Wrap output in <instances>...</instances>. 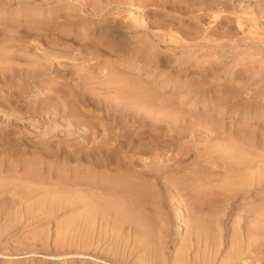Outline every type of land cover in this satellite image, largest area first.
<instances>
[{
  "label": "rangeland",
  "instance_id": "374dc122",
  "mask_svg": "<svg viewBox=\"0 0 264 264\" xmlns=\"http://www.w3.org/2000/svg\"><path fill=\"white\" fill-rule=\"evenodd\" d=\"M8 1L0 0V49H5L4 53L0 50V264H138L139 259L145 264H264V248L258 247L264 234L258 236V224L252 220L258 214L252 207L260 203L263 194L255 201L249 189L223 188L229 177L248 173L243 168L245 162L264 160V97L256 95L258 89H264V0H225V6L217 8L215 0H168L166 4L158 0L156 5L142 6L143 12L130 7L128 0ZM244 10L250 16L242 14ZM133 11L146 22L140 30L149 36L134 40L131 48L138 53L134 57L129 53L131 48L122 46V38L107 30L125 31ZM214 15L234 22L228 24L224 17V25L222 20H214ZM239 16L245 21L242 33L236 27ZM123 33L129 34L127 30ZM13 36L20 37L19 44L6 45L3 37ZM112 43L122 47L115 50ZM131 82L147 92L135 99L129 97L136 89ZM223 84L239 94L226 108L222 106L225 109L213 105L220 95L209 92L210 87ZM204 98L216 99L206 103ZM235 104L252 111L235 114L227 109ZM92 156L108 164L97 170H111L115 163H121L125 176L132 170L137 173L131 180L137 184L134 191L141 195L138 205L129 208V195L119 194L118 188H77L76 167ZM129 160L134 163L126 169ZM259 190L264 191V174ZM87 191L98 192L95 195L104 201L126 198L122 204L128 208L125 217L113 207L104 220L94 222L100 223L96 227H78V205L75 208L71 199ZM24 193L28 198L22 200Z\"/></svg>",
  "mask_w": 264,
  "mask_h": 264
},
{
  "label": "bare ground",
  "instance_id": "6f19581e",
  "mask_svg": "<svg viewBox=\"0 0 264 264\" xmlns=\"http://www.w3.org/2000/svg\"><path fill=\"white\" fill-rule=\"evenodd\" d=\"M11 1H16V2H18V3H22V2H25V1H28V0H11ZM10 0L8 1V3L9 2H11ZM45 2L46 0H42L41 2ZM157 1L158 0H128V2H129V4H130V7H133L134 9H137V10H140L141 9V7L142 6H144V8L146 7V6H148V5H156V3H157ZM161 3H163V4H166L167 3V1L168 0H159ZM189 2H191L190 0H188ZM199 1V0H198ZM212 2H214L213 0H211ZM228 1V0H227ZM260 1V0H259ZM263 1V0H262ZM122 2V1H121ZM159 2V3H160ZM181 2V1H180ZM202 2V1H201ZM225 0H215V2L214 3H216V8L218 7V6H225ZM264 2V1H263ZM193 4H194V1L192 2ZM199 3V2H198ZM204 3V2H203ZM202 3V4H203ZM260 3V2H259ZM48 4V3H47ZM56 4V3H55ZM201 4V3H200ZM207 4V3H206ZM88 5V4H87ZM138 5H139V7H138ZM189 5H190V3H189ZM214 5V4H213ZM213 5L211 4V6L209 7L210 8V10L212 9V7H213ZM263 5V4H262ZM261 5V6H262ZM138 8H137V7ZM158 6V5H157ZM176 6V5H175ZM174 6V7H175ZM194 6V5H193ZM192 6V7H193ZM197 6V5H196ZM183 7H184V5H183ZM183 7H181V9L183 8ZM190 7V6H189ZM198 7V6H197ZM207 8H208V6H206ZM205 7V8H206ZM184 8H186V7H184ZM204 8V9H205ZM206 8V9H207ZM220 8V7H219ZM218 8V9H219ZM238 8V7H237ZM52 9V8H51ZM190 9V8H189ZM198 9H199V7H198ZM228 9V8H227ZM232 9V8H231ZM263 10H264V8H262ZM57 10V9H56ZM147 10H149V9H147ZM146 10V11H147ZM177 10V9H176ZM185 10V9H184ZM188 10V9H187ZM196 10V9H195ZM214 10V9H213ZM239 10V9H238ZM45 11V10H44ZM140 11H142V10H140ZM150 11H151V9H150ZM149 11V12H150ZM180 11V10H179ZM207 11H208V9H207ZM206 11V12H207ZM31 12V11H30ZM34 12V11H33ZM49 12V11H48ZM57 12V11H56ZM62 12V11H61ZM67 12V11H66ZM72 12V11H71ZM139 12V11H138ZM143 12V11H142ZM193 12V11H192ZM234 12V11H233ZM239 12V11H238ZM9 13V12H8ZM40 13V12H39ZM51 13V12H50ZM113 13V12H112ZM116 13V12H115ZM202 14H203V12H201ZM242 14H244V15H249L248 14V12H247V10H244V11H242L241 12ZM250 13V12H249ZM34 14V13H33ZM46 14V13H45ZM137 13H135L134 11L133 12H130L129 13V16H128V18H129V20H130V23L129 24H127V27L126 26H124V27H126V29H125V31L127 30L128 32H129V34H127L128 35V37H127V35L125 34V33H123V32H125V31H122V29L121 30H119V29H107V30H109V33H111V35H115V37H117V36H120L119 37V39H121L122 38V40H121V44H122V46L124 47V48H126V50H129L130 48H131V46H132V43L134 42V40L135 41H138V40H140L141 38H149V36L145 33V32H142L140 29L142 28H145L144 27V24H146V22L143 20V18L142 19H140L139 17H138V15H136ZM138 14H140V12L138 13ZM143 14V13H142ZM200 14V13H199ZM214 14V13H213ZM201 15V14H200ZM227 15V14H226ZM239 15V14H238ZM256 15V14H255ZM49 17H50V15H48ZM82 16H84V15H82ZM142 16V15H141ZM197 16H199L198 15V13H197ZM205 16V15H204ZM231 16V15H230ZM250 16V15H249ZM252 16V15H251ZM47 17V16H46ZM55 17V16H54ZM146 17V16H145ZM148 17V16H147ZM203 17V16H202ZM225 17V16H224ZM224 17H222V16H219V15H214L213 16V18H214V20H217L218 21V19H220V20H222V18H224ZM253 17V16H252ZM36 18V17H35ZM159 18V17H158ZM201 18V17H200ZM208 18V17H207ZM234 18V17H233ZM236 18V17H235ZM247 18V17H246ZM45 19V18H44ZM50 19L52 20V18H49V21H50ZM154 19V18H153ZM199 19V18H198ZM203 19V18H202ZM225 19H227V22H228V24H229V22H231V21H233V20H229L227 17H225ZM249 19H251V20H253V22L255 21L254 20V18H249ZM124 20V22H125V19H123ZM128 20V21H129ZM151 20V19H150ZM211 20H212V18H211ZM214 20H212V21H214ZM246 20V19H245ZM59 21V20H58ZM127 21V20H126ZM127 21V22H128ZM167 21V20H166ZM200 21V20H199ZM226 21V20H225ZM236 27H237V29L238 30H241V33L243 32V30H242V28L244 27V24H243V22H245V21H243L242 22V20H241V18H240V16L239 17H237L236 18ZM57 22V21H56ZM55 22V23H56ZM87 23H88V21H86ZM180 22V21H179ZM185 22V21H184ZM219 22V21H218ZM222 22H223V24H224V21L222 20ZM221 21H220V23H222ZM234 22V21H233ZM252 22V23H253ZM49 23V22H48ZM58 23V22H57ZM61 23V22H60ZM110 23V22H109ZM190 23V22H189ZM192 23H194V22H192ZM255 23V22H254ZM253 23V24H254ZM51 24V23H50ZM66 24V23H65ZM153 24V23H152ZM231 24H232V22H231ZM249 24V23H248ZM61 28H62V26H64V24H58ZM90 25V24H89ZM173 25V24H172ZM194 25V24H193ZM225 25V24H224ZM251 25V24H250ZM39 26V25H38ZM52 26V25H51ZM55 26V25H54ZM53 26V27H54ZM120 26V25H119ZM177 26V25H176ZM183 26H184V24H183ZM214 26V25H213ZM218 26V25H217ZM220 26V25H219ZM229 26V25H228ZM231 26V25H230ZM246 26V25H245ZM254 26V25H253ZM252 26V27H253ZM11 27V26H10ZM10 27H8V29L10 28ZM31 27V26H30ZM59 27V28H60ZM80 27V26H79ZM180 27V26H179ZM210 27V26H209ZM208 27V28H209ZM233 27V26H232ZM256 27V26H255ZM6 28L7 27H5V30H6ZM27 28H28V26H27ZM64 28V27H63ZM151 28V27H150ZM220 28V27H219ZM222 28V27H221ZM225 28V27H224ZM12 29H14V28H12ZM12 29H11V31H12ZM18 29V28H17ZM35 29H36V27H35ZM44 29V28H43ZM47 29V28H46ZM77 29V28H76ZM80 29V28H79ZM176 29H177V27H176ZM218 29V28H217ZM227 29H229V28H227ZM226 29V30H227ZM255 29V28H254ZM26 30V29H25ZM39 30H41V28L39 29ZM48 30V29H47ZM54 30V29H53ZM106 30V31H107ZM168 30V29H167ZM190 30V29H189ZM213 30V29H212ZM235 30V29H234ZM253 30V29H252ZM15 31H16V29H15ZM21 31H22V29H21ZM55 31H57V30H55ZM62 31V30H61ZM224 31H225V29H224ZM251 31V30H250ZM250 31H247V32H250ZM8 32H10V31H8ZM33 32V31H32ZM58 32V31H57ZM60 32V31H59ZM234 32V31H233ZM236 32V31H235ZM246 32V33H247ZM253 32V31H252ZM257 32V31H256ZM255 32V33H256ZM12 33V32H11ZM10 33V34H11ZM21 33V32H20ZM99 33V32H98ZM218 33H220V31L218 32ZM239 33V32H238ZM245 33V32H244ZM251 33V32H250ZM3 34H4V32H3ZM37 34V33H36ZM91 34V33H90ZM104 34V33H103ZM163 34V33H162ZM171 34V33H170ZM173 34V33H172ZM171 34V35H172ZM192 34V33H191ZM217 34V33H216ZM221 34V33H220ZM253 34V33H252ZM46 35V34H45ZM58 35V34H57ZM98 35V34H97ZM101 35V34H100ZM165 35V34H164ZM174 35V34H173ZM193 35V34H192ZM191 35V36H192ZM195 35H198V34H195ZM247 35V34H246ZM246 35L245 36H243V37H245L246 38ZM255 34H253L252 36H254ZM263 35V34H262ZM16 36V35H15ZM103 36V35H102ZM108 36V35H107ZM170 36V35H169ZM231 36V35H230ZM239 36H241L240 34H239ZM249 37L251 36V35H248ZM25 37V36H24ZM58 38H60L59 36H57ZM84 37V36H83ZM99 37V36H98ZM109 37V36H108ZM114 37V36H113ZM197 37V36H196ZM218 37H219V35H218ZM235 37V36H234ZM255 37V36H254ZM19 39H20V37H18ZM167 38H169V37H167ZM173 38V37H172ZM211 38V37H210ZM237 38V37H236ZM240 38H242V37H240ZM244 38V39H245ZM248 38V37H247ZM251 38V37H250ZM258 38V37H257ZM264 38V37H263ZM3 39H4V43L5 42H7V43H9V44H11V45H14V44H17L16 42L19 40H17V38H15L14 36L13 37H11V38H9V37H3ZM8 39V40H7ZM85 39H87V38H85ZM101 39H103L102 37L100 38V40ZM113 39V38H112ZM192 39V38H191ZM239 39V38H238ZM249 39V38H248ZM251 39H253V37L251 38ZM1 40V39H0ZM6 40V41H5ZM106 40V39H105ZM115 40V39H114ZM169 40V39H168ZM213 40H214V38H213ZM236 40V39H235ZM241 40H243V39H241ZM84 41V40H83ZM82 41V42H83ZM104 41V40H103ZM111 41V40H110ZM110 41H108V44H109V42ZM208 41V40H207ZM240 41V40H239ZM251 41V40H250ZM254 41V40H253ZM252 41V42H253ZM261 41V40H260ZM1 42V41H0ZM99 42V41H98ZM105 42V41H104ZM118 42V41H117ZM170 42V41H169ZM205 42V41H204ZM245 42H247V41H245ZM255 42V41H254ZM257 42V41H256ZM262 42V41H261ZM7 43H5L6 45H7ZM23 43V42H22ZM21 43V44H22ZM25 43V42H24ZM85 43V42H84ZM111 43V42H110ZM113 43H114V41H113ZM112 43V46L114 45V44H116V43H114L113 44ZM222 43V42H221ZM221 43H219V44H221ZM227 43V42H226ZM8 44V45H9ZM18 44H19V42H18ZM17 44V45H18ZM26 44H27V42H26ZM186 44V43H185ZM184 44V45H185ZM194 44V43H193ZM192 44V45H193ZM196 44H197V42H196ZM218 44V43H217ZM223 44V43H222ZM6 45H4L5 46V48L7 47L8 48V46H6ZM11 45H10V47H11ZM99 45V44H98ZM107 45V43L105 44V46ZM134 45V44H133ZM183 45V46H184ZM228 45V44H227ZM2 46V45H1ZM3 46V47H4ZM16 46V45H15ZM83 46V45H82ZM85 46V45H84ZM116 45H114V47H115ZM117 46H119V44H117ZM122 46H120V47H122ZM191 46V45H190ZM219 46V45H218ZM217 46V47H218ZM2 47V48H3ZM22 47V46H21ZM26 47V46H25ZM28 47V46H27ZM91 47V46H90ZM120 47H118V48H120ZM185 47H187V46H185ZM224 47H225V45H224ZM12 48V47H11ZM51 48V47H50ZM116 48V47H115ZM118 48H116L115 50H119ZM223 48V47H222ZM30 49V48H29ZM54 49V48H53ZM89 49V48H88ZM98 49V48H97ZM132 49V48H131ZM130 49V51H129V53H133V57L134 56H136V54L138 55V53H137V49L136 50H134V49H132L131 50ZM1 50V49H0ZM3 50L5 51V49L3 48ZM3 50H1L2 52L1 53H4L3 52ZM7 50V49H6ZM18 50V49H17ZM109 50V49H108ZM122 50H124V49H122ZM7 51H9V50H7ZM6 51V52H7ZM125 51V50H124ZM134 51V52H133ZM240 51H241V49H240ZM46 52V51H45ZM99 52V51H98ZM236 52H238L237 50H236ZM258 52V51H257ZM0 53V54H1ZM17 53V52H16ZM213 53V52H212ZM52 54V53H51ZM97 54V53H96ZM135 54V55H134ZM139 54H141V56H139V58L141 59L142 57H144V55L142 54V53H140L139 52ZM12 55V54H11ZM47 55V54H46ZM101 55V54H100ZM99 55V56H100ZM104 55V54H103ZM111 55V54H110ZM197 55V54H196ZM2 56L3 57H5V56H9V54L7 53V54H5V56L2 54ZM112 56H113V54H112ZM159 56V55H158ZM1 57V56H0ZM2 57V58H3ZM29 57V56H28ZM36 57V56H35ZM51 57V56H50ZM102 57V56H101ZM131 57V56H130ZM14 58V57H13ZM37 58V57H36ZM44 58V57H43ZM93 58H95L94 56H93ZM125 58V57H124ZM203 58V57H202ZM9 59H10V57H9ZM8 59V60H9ZM25 59V58H24ZM59 59H60V57H59ZM128 59H130V58H128ZM138 59V58H137ZM139 59V60H140ZM143 59V58H142ZM225 59V58H224ZM13 60V59H12ZM26 60V59H25ZM57 60V59H56ZM95 60V59H94ZM130 60H132V59H130ZM138 60V61H139ZM165 60V59H164ZM170 60V59H169ZM192 60V59H191ZM201 60V59H200ZM211 60V59H210ZM209 60V61H210ZM227 60V59H226ZM0 61H2V59H0ZM5 61H6V59H5ZM33 61H34V59H33ZM40 61H42L43 62V60H40ZM47 61H48V59H47ZM53 61V60H52ZM168 61V60H167ZM196 61V60H195ZM203 61H205V59L203 60ZM253 61H255V60H253ZM15 62V61H14ZM38 62V61H37ZM45 62V61H44ZM103 62H104V60H103ZM147 62V61H146ZM171 62V61H170ZM169 62V63H170ZM193 62V61H192ZM233 62V61H232ZM47 63H49V62H47ZM58 63V62H57ZM135 63V62H134ZM201 63V62H200ZM212 63V62H211ZM210 63V64H211ZM214 63V62H213ZM223 63V62H222ZM250 63H251V61H250ZM35 64H37V63H35ZM43 64V63H42ZM52 64V63H51ZM196 64V63H195ZM199 64V63H198ZM209 64V63H208ZM207 64V65H208ZM218 64H220V63H218ZM248 64V63H247ZM246 64V65H247ZM255 64V63H254ZM85 65V64H84ZM110 65V64H109ZM170 65V64H169ZM172 65V64H171ZM190 65H191V63H190ZM197 65V64H196ZM201 65V64H200ZM206 65V64H205ZM220 65H222V64H220ZM232 65V64H231ZM257 65H259V64H257ZM256 65V66H257ZM59 66V65H58ZM80 66V65H79ZM103 66V65H102ZM193 66H194V64H193ZM203 66V65H202ZM224 66V65H223ZM245 66V65H244ZM248 66H249V64H248ZM248 66H246V67H248ZM254 66V65H253ZM255 66V67H256ZM60 67V66H59ZM165 67V66H164ZM228 67H230V65L228 66ZM232 67V66H231ZM240 67V66H239ZM250 67V66H249ZM259 67L261 68V66L259 65ZM43 68V67H42ZM75 68H77L78 69V67L76 66ZM81 68H83V67H81ZM104 68V67H103ZM108 68V70H109V67H107ZM117 68V67H116ZM157 68V67H156ZM203 68H204V66H203ZM226 68V67H225ZM260 68H258V69H260ZM121 69V68H120ZM198 69H199V67H198ZM227 69V68H226ZM225 69V70H226ZM229 69V68H228ZM231 69V68H230ZM262 69V68H261ZM260 69V70H261ZM25 70V69H24ZM76 70V69H75ZM105 70H106V68H105ZM133 70V69H132ZM185 70V69H184ZM193 70V69H192ZM223 70V69H222ZM239 70V69H238ZM237 70V71H238ZM240 70H242L243 71V69H240ZM244 70H245V68H244ZM259 70V71H260ZM29 71V70H28ZM30 71H32V70H30ZM77 71V70H76ZM79 71H80V68H79ZM155 71V70H154ZM180 71V70H179ZM182 71V70H181ZM242 71L241 72H238L239 74L240 73H242ZM263 71V70H262ZM262 71H261V73H262ZM16 72V71H15ZM19 72V71H18ZM32 72H34V71H32ZM106 72V71H105ZM109 72V71H108ZM119 72H120V70H119ZM128 72V71H127ZM186 72V71H185ZM195 72V71H194ZM216 72V71H215ZM228 72V71H227ZM248 72V71H247ZM256 72V71H255ZM27 73V72H26ZM37 73V72H36ZM121 73V72H120ZM178 73V72H177ZM181 73V72H180ZM221 73H222V71H221ZM237 73V74H238ZM243 73H244V71H243ZM246 73V72H245ZM105 74V73H104ZM115 74V73H114ZM128 74V73H127ZM132 74V73H131ZM200 74V73H199ZM10 75V74H9ZM12 75V74H11ZM13 75H14V73H13ZM28 75H30L29 73H28ZM40 75V74H39ZM106 75L108 76L109 74H107L106 73ZM116 75V74H115ZM114 75V76H115ZM190 75V74H189ZM262 75V74H261ZM31 77L33 76V74L32 75H30ZM117 76V75H116ZM234 76V75H233ZM243 76V75H242ZM82 77V76H81ZM110 77H112V74L110 73ZM135 77V76H134ZM149 77V76H148ZM187 77V76H186ZM199 77V76H198ZM240 77V76H239ZM238 77V78H239ZM257 77V76H256ZM262 77H264V76H262ZM32 78H34V77H32ZM136 78V77H135ZM139 78V77H138ZM176 78V77H175ZM247 78H249V77H247ZM79 79V78H78ZM83 79H85V78H83ZM87 79V78H86ZM148 79V78H147ZM253 79H255V78H253ZM34 80V79H33ZM102 80V79H101ZM121 80V79H120ZM128 80H130V79H128ZM127 80V81H128ZM194 80V79H193ZM233 80V79H232ZM260 80V79H259ZM126 81V80H125ZM124 81V83L126 84V82ZM133 81V80H132ZM143 81H144V79H143ZM187 81V80H186ZM207 81V80H206ZM264 81V80H263ZM77 82H78V80H77ZM88 82V81H87ZM101 82V81H100ZM117 82V81H116ZM154 82V81H153ZM190 82V81H189ZM106 83V82H105ZM104 83V84H105ZM108 83V82H107ZM111 83V82H110ZM123 83V84H124ZM136 83V82H135ZM185 83V82H184ZM203 83V82H202ZM241 83H243V82H241ZM20 84V83H19ZM26 84V83H25ZM24 84V85H25ZM128 84V83H127ZM130 84H132V85H130V86H133L134 85V83H130ZM149 84V83H148ZM200 84V83H199ZM207 84V83H206ZM209 84V83H208ZM23 85V86H24ZM27 85H29V84H27ZM117 85H119V84H117ZM173 85V84H172ZM192 85V84H191ZM227 85V84H226ZM226 85H221L220 87L219 86H213V87H210V90H209V92L211 93V95L213 94V93H218L219 95H220V97H219V99L218 100H215L216 102H215V104L213 103L214 101V99H216V98H211V99H209V100H206V98H204L203 99V101L204 102H208V103H213V105H215L216 107H219V108H223V107H225V106H227V103H228V101L230 100L231 101V99H234L233 97H235V99H236V96H238L239 94H238V91H236L235 90V88L233 89L232 87H226ZM108 86V85H107ZM122 86H124V85H122ZM153 86V85H152ZM241 86V85H240ZM250 86V85H249ZM263 86V85H262ZM40 87V86H39ZM102 87V86H101ZM104 87H106V86H104ZM112 87V86H111ZM115 87V86H114ZM118 87V86H117ZM116 88V87H115ZM134 88H136L135 89V91H132L133 92V96H132V94L130 95L129 93H128V90L127 89H125V90H127V92L126 93H128L129 95V97L131 96V97H133L134 99L135 98H138V94H140L141 96L142 95H144L147 91H145L144 90V92H143V88L142 87H139V85H138V87H136V85H134ZM184 88V87H183ZM245 88V87H244ZM256 88V87H255ZM60 89V88H59ZM84 89V88H83ZM119 89V88H118ZM129 89H132V88H129ZM160 90V89H159ZM130 91V90H129ZM182 91V90H181ZM250 91V90H249ZM249 91H247V92H249ZM14 92V91H13ZM33 92V91H32ZM206 92V91H205ZM67 93V92H66ZM253 93V92H252ZM95 94V93H94ZM100 94V93H99ZM123 94H125V93H123ZM153 94V93H152ZM165 94V93H164ZM8 95V94H7ZM183 95V94H182ZM208 95V94H207ZM253 95V94H252ZM256 95H258V96H261V97H264V89H262V87H261V89H258L257 91H256ZM11 96H13L12 94H11ZM118 96V95H117ZM123 96V95H122ZM135 96V97H134ZM210 96V95H209ZM243 96V95H242ZM22 97V96H21ZM119 97H120V95H119ZM213 97V96H212ZM139 98H141L140 96H139ZM201 99V98H200ZM2 100V99H1ZM32 101V100H31ZM244 101V100H243ZM89 102V101H88ZM153 102V101H152ZM232 102V101H231ZM11 103V102H10ZM97 103V102H96ZM191 103V102H190ZM245 103H247V102H245ZM245 103H243L244 105H245ZM249 103V102H248ZM247 103V104H248ZM173 104H175V102H173ZM172 104V105H173ZM41 105V104H40ZM165 105V104H164ZM168 105V104H167ZM170 105V104H169ZM224 105V106H223ZM228 105H231V104H228ZM249 105V104H248ZM223 106V107H222ZM145 107V106H144ZM231 107V106H230ZM262 107H264V104H262ZM34 108V107H33ZM123 108V107H122ZM121 108V109H122ZM226 108V107H225ZM225 108H223V109H225ZM39 109H40V107H39ZM144 109V108H143ZM213 109V108H212ZM227 109H229V110H232V112H235V114H241V113H243V114H245V113H247L248 111H250V107H246V108H244V109H239L238 107H237V105L235 104L232 108H227ZM78 110V109H77ZM141 110V109H140ZM202 111V110H201ZM252 111V110H251ZM250 111V112H251ZM264 112V111H263ZM170 113V112H169ZM105 114V113H104ZM123 114V113H122ZM205 114V113H204ZM242 114V115H243ZM111 115V114H110ZM127 116V115H126ZM212 116V115H211ZM208 117V116H207ZM120 118H121V116H120ZM132 118V117H131ZM264 118V117H263ZM119 119V118H118ZM128 119V118H127ZM135 120V119H134ZM245 120V119H244ZM120 122V121H119ZM137 123V122H136ZM193 123V122H192ZM202 123V122H201ZM233 123V122H232ZM124 124V123H123ZM208 124V123H207ZM210 124V123H209ZM264 124V123H263ZM114 125V124H113ZM145 125H147V124H145ZM165 125V124H164ZM119 126V125H118ZM154 126V125H153ZM181 126V125H180ZM202 126V125H201ZM242 126V125H241ZM204 127V126H203ZM213 127V126H212ZM212 127H210V128H212ZM122 128V127H121ZM157 128V127H156ZM200 128V127H199ZM206 128H208V127H206ZM180 129V128H179ZM183 129V128H182ZM209 129V128H208ZM263 129V128H262ZM96 130H97V128H96ZM98 130H99V128H98ZM120 130V129H119ZM211 130V129H210ZM213 130V129H212ZM249 130H251V129H249ZM180 131V130H179ZM202 131V130H201ZM207 131V130H206ZM116 132H117V130H116ZM129 132V131H128ZM211 132V131H210ZM216 132V131H215ZM115 133V132H114ZM140 133V132H139ZM217 133H218V131H217ZM245 133V132H244ZM132 134V133H131ZM130 134V135H131ZM151 135H152V133H150ZM158 134V133H157ZM213 134V133H212ZM215 134V133H214ZM222 134V133H221ZM234 134V133H233ZM148 135V134H147ZM169 135V134H168ZM128 136V135H127ZM192 136V135H191ZM211 136V135H210ZM215 136H217V135H215ZM218 136H219V134H218ZM125 137H126V135H125ZM141 137V136H140ZM145 137H147V136H145ZM194 137V136H193ZM223 137V136H222ZM149 138V137H148ZM177 138V137H176ZM191 138V137H190ZM223 138H225V137H223ZM140 139V138H139ZM157 139H159V138H157ZM242 139V137H240V140ZM9 140V139H8ZM7 140V141H8ZM114 140V139H113ZM239 140V139H238ZM244 140V139H243ZM5 141V140H4ZM125 141V140H124ZM147 141V140H146ZM92 142H93V140H92ZM126 142V141H125ZM243 142V141H242ZM241 142V143H242ZM264 142V141H263ZM83 143V142H82ZM91 143V142H90ZM136 143V142H135ZM186 143V142H185ZM216 143V142H215ZM5 144V143H4ZM124 144V143H123ZM122 144V145H123ZM126 144V143H125ZM146 144V143H145ZM204 144V143H203ZM232 144V143H231ZM113 145V144H112ZM135 145V144H134ZM241 145H243V144H241ZM136 146V145H135ZM135 146H134V148H135ZM170 146V145H169ZM238 147H240V145L238 146ZM94 148H96V146H94ZM101 148V147H100ZM99 147H97V149H100ZM243 148V147H242ZM247 147L245 146V149H246ZM249 148V147H248ZM77 149H78V147H77ZM180 149V148H179ZM208 149H210L209 147H208ZM96 150V149H95ZM181 150V149H180ZM186 150V149H185ZM221 150V149H220ZM244 150V149H243ZM247 150V149H246ZM84 151V150H83ZM94 151V150H93ZM100 151H101V149H100ZM116 151V150H115ZM145 151V150H144ZM160 151V150H159ZM219 151V150H218ZM252 151V150H251ZM102 152V151H101ZM203 152V151H202ZM33 153V152H32ZM83 153V152H82ZM92 153H94V152H92ZM109 153V152H108ZM111 153V152H110ZM112 153H113V151H112ZM115 153V152H114ZM142 153V152H141ZM177 153V152H176ZM219 153V152H218ZM253 153V152H252ZM256 153V152H255ZM10 154V153H9ZM85 154V153H84ZM87 154V153H86ZM102 154V153H101ZM107 154V153H106ZM105 154V155H106ZM162 154V153H161ZM240 154V153H239ZM20 155V154H19ZM80 155L82 156V154L80 153ZM87 155H89V154H87ZM86 155V156H87ZM92 155V154H91ZM97 155V154H96ZM109 155V154H108ZM111 155V154H110ZM154 155H156V154H154ZM160 155V154H159ZM164 155V154H163ZM177 155H178V153H177ZM211 155V154H210ZM79 156V155H78ZM85 156V157H86ZM99 156V155H98ZM84 157V156H83ZM91 157V156H90ZM132 157V156H131ZM218 157V156H217ZM223 157V156H222ZM230 157V156H229ZM243 157V156H242ZM245 157V156H244ZM247 157V156H246ZM254 157V156H253ZM256 157V156H255ZM17 158V157H16ZM101 158H103L102 156H101ZM100 157L98 158V159H101ZM136 158V157H135ZM175 158H177L176 156H175ZM216 158V157H215ZM241 158V157H240ZM80 159H82V157H80ZM84 159V158H83ZM119 159V158H118ZM172 159V158H171ZM170 159V160H171ZM228 159V158H227ZM250 159V158H249ZM255 159V158H254ZM251 160V161H249V162H245L244 164H243V168L244 169H246V170H248V173L247 174H244V176H241V177H238V178H233L232 176H231V178L229 179H226V181H224V184H223V188L224 189H226V190H228V189H233V188H241V189H243V188H245V189H249V191H250V193H251V195H252V197L255 199V201H256V197L258 196L259 197V195L260 194H263L262 196V198H261V196H260V198L262 199H260V203L256 206V207H252V208H255V209H253V210H255V213H258V214H256L255 215V217H253L252 218V220H253V222L254 223H256V224H258V227L255 229V231L257 232V234H258V236H259V234H264V191H260L259 190V186H261V182H262V177H263V174H264V160H262V161H259V162H256L255 160ZM75 160V159H74ZM134 160V159H133ZM173 160V159H172ZM247 160V159H246ZM63 161H65V160H63ZM78 161H79V159H78ZM122 161H123V159H122ZM147 161V160H146ZM68 162V161H67ZM82 162V161H81ZM81 162L79 161V165L76 167V173H75V182L74 183H76V185H77V188H79L80 187V189H81V186H89L90 188H88V190L89 189H91V187H93V188H95L96 189V187H100V186H98V185H101V187H103V186H106V188H109L110 187V191H112V189H113V191H114V189L116 190V188H118L119 189V194H121V193H124L125 195L127 194V195H129V199H130V201L128 200V203H129V208H131L132 207V205H135V204H137V200H138V198H139V196H141L140 195V192H136V191H134V190H137L136 188L134 189V184L135 185H137L136 183H133L132 182V177H133V175L134 174H137L136 172L135 173H133V170H132V173L131 174H129V175H127V176H125V174L124 173H126V172H123V169H121L120 168V164L121 163H115V166H113L114 168L113 169H108V170H110V171H104V170H102V171H100V170H97V169H99V168H107L108 167V164L107 165H105V163H103L102 162V160H99V162H97L96 160H94L93 159V156H92V159L90 158V159H88V157H87V159H86V161L84 162V163H82L81 164ZM119 162V161H118ZM145 162V161H144ZM148 162V161H147ZM164 162V161H163ZM9 163V162H8ZM52 163V162H51ZM108 163V162H107ZM134 163V161H132V160H129V162H128V164L127 165H125L124 166V168H126L127 166H131L132 164ZM154 163H155V161H154ZM159 163V162H158ZM167 163V162H166ZM156 164V163H155ZM160 164V163H159ZM178 165H179V163H177ZM122 165V164H121ZM252 165V166H251ZM8 166V165H7ZM171 166V165H170ZM173 166V165H172ZM232 166V165H231ZM245 166V167H244ZM174 167V166H173ZM112 168V167H111ZM172 168V167H171ZM257 169V171L255 170V172L252 170V169ZM26 169V168H25ZM127 169V168H126ZM130 170H131V168H129ZM138 169V168H137ZM161 169V168H160ZM165 169V168H164ZM36 170V169H35ZM130 170H128V172H131ZM157 170V169H156ZM238 170V169H237ZM249 170L250 171H253V172H249ZM149 171V170H148ZM152 171V170H151ZM154 171V170H153ZM159 171V170H158ZM211 171V170H210ZM221 171H222V169H221ZM224 171V170H223ZM203 172V171H202ZM247 172V171H246ZM13 172H10V174H12ZM221 173V172H220ZM242 173V172H241ZM24 174V173H23ZM27 174V173H26ZM239 174V173H238ZM20 175H22V174H20ZM20 175H19V177H20ZM27 175H29V174H27ZM7 176V175H6ZM10 176V175H9ZM13 176V175H12ZM25 176V175H24ZM222 176V175H221ZM262 176V177H261ZM23 177V176H22ZM28 177V176H27ZM48 177V176H47ZM220 177V176H219ZM228 177V176H227ZM17 178V177H16ZM28 178H30V177H28ZM32 178V177H31ZM163 178V177H162ZM166 178V177H165ZM8 179V178H7ZM37 179V178H36ZM3 180V179H2ZM6 180V179H5ZM30 180V179H29ZM44 180V179H43ZM46 180V179H45ZM59 180V179H58ZM22 181H25V180H22ZM37 181H38V179H37ZM48 181V180H47ZM65 181V180H64ZM214 181V180H213ZM41 182H43V181H41ZM41 182H37V183H41ZM152 182V181H151ZM44 183V182H43ZM52 183V182H51ZM70 183V182H69ZM107 183H109V184H107ZM166 183V182H165ZM50 184V183H49ZM54 184V183H53ZM56 184V183H55ZM67 184V183H66ZM65 184V185H66ZM211 184V183H210ZM212 184H214V183H212ZM217 184V183H216ZM30 185H31V183H30ZM34 185H35V183H34ZM44 185V184H43ZM46 185V184H45ZM48 185V184H47ZM64 185V186H65ZM68 185V184H67ZM70 185V184H69ZM76 185H75V187H76ZM32 186V185H31ZM50 187V186H49ZM52 187V186H51ZM58 187V186H57ZM69 187H71V186H69ZM136 187V186H135ZM138 187V186H137ZM154 187V186H153ZM201 187V186H200ZM207 187V186H206ZM209 187V186H208ZM44 188H45V186H44ZM59 188V187H58ZM57 188V189H58ZM68 188V187H67ZM86 189H87V187H85ZM85 188L83 189V190H85ZM179 188V187H178ZM210 188V187H209ZM253 188V189H252ZM51 189V188H50ZM79 189V190H80ZM180 189H182V188H180ZM187 189V188H186ZM7 190V189H6ZM78 190V191H79ZM94 189H92V191H93ZM183 190V189H182ZM188 190H189V188H188ZM8 191V190H7ZM95 191V190H94ZM133 191H134V193H133ZM175 191H177V190H175ZM5 192V191H4ZM26 192V191H25ZM58 192V191H57ZM76 192H77V189H76ZM116 193H117V191H115ZM136 192V193H135ZM188 192V191H187ZM186 192V193H187ZM191 192H193V191H191ZM198 192V191H197ZM78 193V192H77ZM81 193V192H80ZM85 194H83V192H82V194H80V195H77V196H75L74 195V197H73V199H71L72 200V204L73 205H78V211L79 212H77V215L75 216V221H77V226L78 227H81L82 226V224H87V225H93L94 224V222L96 221V220H98V219H102V220H104V218H105V213L107 212V211H109V209L110 208H113V207H115L114 209H117V211H119L118 213L119 214H121V216L120 215H117V217L118 216H120V217H125V212H126V209L128 210V208H126L125 206L123 207L122 206V204L127 200L126 198H122V196H121V200L119 199V201L117 202V201H104L102 198H100V195L98 196V195H95L96 193H98V192H96L95 194L93 193V192H91V193H89L88 191L87 192H84ZM107 193V192H106ZM222 193V192H221ZM242 193V192H241ZM3 194V193H2ZM7 194V193H6ZM29 194V193H28ZM110 194V193H109ZM111 194H113V193H111ZM123 194V195H124ZM233 194V193H232ZM10 195V194H9ZM114 195V194H113ZM116 195V194H115ZM118 195V194H117ZM187 195V194H186ZM189 195H190V192H189ZM191 195H192V193H191ZM226 195V194H225ZM235 195V194H234ZM234 195H232V196H234ZM244 195V194H243ZM11 196V195H10ZM9 196V197H10ZM13 196H15V195H13ZM18 196V195H17ZM102 196H104L103 195V193H102ZM107 196V195H106ZM112 196V195H111ZM120 196V195H119ZM146 196V195H145ZM22 198V200H25V199H27L28 198V196H26L25 195V193L23 194V196H21ZM115 197V196H114ZM116 197H118V196H116ZM124 197V196H123ZM127 197V196H126ZM190 197V196H189ZM201 197V196H200ZM6 198V197H5ZM5 198H4V200H5ZM14 198V197H13ZM104 198H105V196H104ZM107 198V197H106ZM105 198V199H106ZM109 198V197H108ZM107 198V199H108ZM188 198V197H187ZM206 198V197H205ZM219 198V197H218ZM19 199V198H18ZM110 199V198H109ZM116 199H118V198H116ZM194 199V198H193ZM198 199V198H197ZM215 199H216V197H215ZM222 199V198H221ZM258 199V198H257ZM2 200V199H1ZM104 202H103V201ZM125 200V201H124ZM183 200H185V199H183ZM188 200V199H187ZM202 200V199H201ZM200 200V201H201ZM209 200H210V198H209ZM213 200V199H212ZM211 200V201H212ZM218 200V199H217ZM123 201V202H122ZM140 201V200H139ZM148 201V200H147ZM194 201V200H193ZM210 201V202H211ZM215 201V200H214ZM220 201V200H219ZM144 202V201H143ZM142 202V203H143ZM230 202V201H229ZM251 202V201H250ZM14 203V202H13ZM65 203V202H64ZM63 203V204H64ZM258 203V202H257ZM26 204V203H25ZM125 204V203H124ZM189 204V203H188ZM255 204V203H254ZM9 205H11V204H9ZM18 205V204H17ZM127 205V204H126ZM138 205V204H137ZM147 205V204H146ZM149 205V204H148ZM147 205V206H148ZM209 205V204H208ZM243 205V204H242ZM131 206V207H130ZM142 206V205H141ZM147 206H146V208H147ZM155 206V205H154ZM186 206V205H185ZM249 206V205H248ZM247 206V207H248ZM253 206V205H252ZM122 207H123V209H122ZM134 207V206H133ZM194 207V206H193ZM246 207V208H247ZM250 207V206H249ZM10 208V207H9ZM19 208V207H18ZM17 208V209H18ZM75 208H77V206L75 207ZM136 208V207H135ZM204 208V207H203ZM209 208V207H208ZM213 208V207H212ZM243 208V207H242ZM16 209V208H15ZM245 209V208H244ZM12 210V209H11ZM21 210V209H20ZM111 210V209H110ZM140 210V209H139ZM141 210H143V209H141ZM150 210H151V208H150ZM248 210V209H247ZM77 211V210H76ZM134 211V210H133ZM132 211V212H133ZM213 211V210H212ZM112 212H113V210H112ZM111 212V213H112ZM142 212V211H141ZM144 212H146V211H144ZM209 212V211H208ZM13 213H14V211H13ZM12 213V214H13ZM42 213V212H41ZM150 213V212H149ZM5 214H6V212H5ZM40 214V213H39ZM108 214H110V213H108ZM124 214V215H123ZM141 214H144V213H141ZM146 214V213H145ZM35 215V214H34ZM132 215V214H131ZM32 216V215H31ZM51 216V215H50ZM133 216H135V218H137L138 216H137V214H135V215H133ZM18 217H19V215H18ZM24 217H25V215H24ZM33 217V216H32ZM119 217V218H120ZM131 217V216H130ZM63 218V217H62ZM111 218V217H110ZM118 218V220H120ZM153 218V217H152ZM10 219V218H9ZM23 219V218H22ZM28 219V218H27ZM41 219V218H40ZM40 219H38V220H40ZM108 219V218H107ZM18 220V219H17ZM21 220V219H20ZM37 220V219H36ZM71 220V219H70ZM110 220V219H109ZM22 222V221H21ZM61 222V221H60ZM105 222V224L104 225H106V221H103V223ZM108 222V221H107ZM39 223V222H38ZM97 223V222H96ZM95 223V224H96ZM126 223V222H125ZM24 224V223H23ZM94 224V225H95ZM100 224V223H99ZM98 223H97V225H99ZM139 224V223H138ZM36 225V224H35ZM69 225V224H68ZM131 225V224H130ZM57 226V225H56ZM89 226V227H90ZM251 226V225H250ZM92 227V226H91ZM95 227H96V225H95ZM101 227V226H100ZM82 228H83V226H82ZM134 228V227H133ZM71 229V228H70ZM79 230H80V228H78ZM90 229V228H89ZM142 229H144V228H142ZM87 230H88V228H87ZM98 230V229H97ZM122 230V229H121ZM131 230V229H130ZM141 230V229H140ZM81 231V230H80ZM79 231V232H80ZM84 231H85V229H84ZM92 231V230H91ZM73 232V231H72ZM85 232H87V231H85ZM38 233V232H37ZM112 233V232H111ZM130 233V232H129ZM88 234H90V233H88ZM107 234V233H106ZM109 234V233H108ZM39 235V234H38ZM82 235V234H81ZM91 235V238H92V234H90ZM123 235V234H122ZM67 236V235H66ZM87 236V235H86ZM73 237V236H72ZM132 237V236H131ZM38 238V237H37ZM114 238H115V236H114ZM252 238V237H251ZM254 238V237H253ZM252 238V239H253ZM262 238V237H261ZM61 239V238H60ZM66 239V238H65ZM102 239V238H101ZM111 239V238H110ZM78 240V239H77ZM89 240V239H88ZM91 240V239H90ZM99 240V239H98ZM141 240V239H140ZM92 241V240H91ZM90 241V242H91ZM95 241H97V240H95ZM107 241V240H106ZM121 241V240H120ZM261 241V240H260ZM76 242V241H75ZM86 242H87V239H86ZM133 242V241H132ZM88 243H89V241H88ZM96 243V242H95ZM113 243V242H112ZM138 243V242H137ZM142 243V242H141ZM149 243V242H148ZM243 243V242H242ZM83 244V243H82ZM91 244V243H90ZM97 244H98V241H97ZM118 244V243H117ZM116 244V245H117ZM127 244V243H126ZM258 244V243H257ZM89 245V244H88ZM111 245V244H110ZM233 245V244H232ZM255 245H256V243H255ZM254 245V246H255ZM83 246V245H82ZM104 246V245H103ZM115 246V245H114ZM121 246V245H120ZM137 246H138V244H137ZM140 246V245H139ZM109 247V246H108ZM117 247V246H116ZM115 247V248H116ZM232 247V246H231ZM258 247H261V248H264V240H262L261 242H260V245L258 246ZM45 248V247H44ZM137 248V247H136ZM79 249V248H78ZM92 249V248H91ZM97 249V248H96ZM186 249V248H185ZM124 250V249H123ZM232 250V249H231ZM258 250V249H257ZM259 250H261V249H259ZM258 250V251H259ZM90 251V250H89ZM100 251V250H99ZM113 251H114V249H113ZM139 251V250H138ZM248 251V250H247ZM257 251V252H258ZM88 252V251H87ZM109 252V251H108ZM116 252V251H115ZM181 252V251H180ZM245 252H246V250H245ZM95 253V252H94ZM105 253V252H104ZM251 253V252H250ZM96 254V253H95ZM111 254V253H110ZM124 254V253H123ZM132 254V253H131ZM230 254V253H229ZM252 254V253H251ZM80 255V254H79ZM144 255V254H143ZM152 255V254H151ZM82 256V255H81ZM103 256V255H102ZM134 256V255H133ZM137 256V255H136ZM156 257V256H155ZM228 257V256H227ZM234 257V256H233ZM239 257V256H238ZM48 258H52V257H48ZM55 258H57V257H55ZM54 258V259H55ZM153 258V257H152ZM231 258V257H230ZM229 258V259H230ZM123 259V258H122ZM53 260V259H52ZM135 260V259H134ZM201 260V259H200ZM234 260V259H233ZM139 261V263L138 264H145V262L142 260V259H139L138 260ZM137 261V262H138ZM186 261V260H185ZM224 261V260H223ZM232 261V260H231ZM134 262V261H133ZM144 262V263H143ZM148 262V261H147ZM157 262V261H156ZM204 262V261H203ZM226 262V261H225ZM246 262H248L247 260H246ZM254 262H256V261H254ZM151 263V262H150ZM211 263H212V261H211ZM222 263V262H221ZM250 263V262H249ZM163 264V263H162ZM182 264V263H181ZM207 264H208V262H207ZM213 264V263H212ZM227 264V263H226Z\"/></svg>",
  "mask_w": 264,
  "mask_h": 264
}]
</instances>
